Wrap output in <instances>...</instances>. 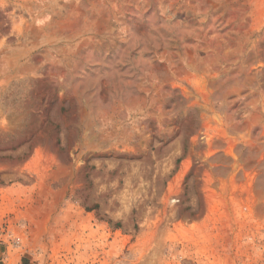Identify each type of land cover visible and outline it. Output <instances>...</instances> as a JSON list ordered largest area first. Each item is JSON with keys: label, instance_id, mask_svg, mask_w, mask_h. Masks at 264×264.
<instances>
[{"label": "rangeland", "instance_id": "obj_1", "mask_svg": "<svg viewBox=\"0 0 264 264\" xmlns=\"http://www.w3.org/2000/svg\"><path fill=\"white\" fill-rule=\"evenodd\" d=\"M1 237L264 264V0H0Z\"/></svg>", "mask_w": 264, "mask_h": 264}, {"label": "crops", "instance_id": "obj_2", "mask_svg": "<svg viewBox=\"0 0 264 264\" xmlns=\"http://www.w3.org/2000/svg\"><path fill=\"white\" fill-rule=\"evenodd\" d=\"M20 256L10 250L9 244L4 237L0 238V264H18Z\"/></svg>", "mask_w": 264, "mask_h": 264}]
</instances>
